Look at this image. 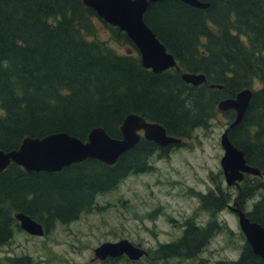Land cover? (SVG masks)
<instances>
[{"label": "trees", "instance_id": "obj_1", "mask_svg": "<svg viewBox=\"0 0 264 264\" xmlns=\"http://www.w3.org/2000/svg\"><path fill=\"white\" fill-rule=\"evenodd\" d=\"M198 1L208 7L163 0L146 10L144 22L180 69L155 74L143 68L126 34L108 26L82 0H0L2 151L17 149L26 137L56 133L84 142L94 128L120 139V126L131 114L186 140L209 126L219 114V102L254 90L241 122L227 129V136L261 176L245 175L234 192L218 183L200 194L198 209L209 219L204 225L185 220L179 239L157 246L155 260L163 262L194 260L215 235L230 234L217 216L233 200L264 228V0ZM101 25L132 53L119 54L91 38ZM181 73L201 74L206 83L192 86ZM223 116L231 124L235 112ZM168 151L141 140L113 166L89 159L58 173H26L11 164L0 173V247L19 228L16 213L50 232L101 210L98 196L130 176L153 172L150 158L166 157ZM7 261L26 264V257ZM217 264L264 261L244 243L237 260Z\"/></svg>", "mask_w": 264, "mask_h": 264}, {"label": "rangeland", "instance_id": "obj_2", "mask_svg": "<svg viewBox=\"0 0 264 264\" xmlns=\"http://www.w3.org/2000/svg\"><path fill=\"white\" fill-rule=\"evenodd\" d=\"M91 38L105 41L119 54L132 53L128 46L115 43L102 25ZM229 123L218 114L207 128L195 130L167 157L152 156L148 162L154 171L130 176L116 189L98 196L96 202L102 208L98 212L83 213L42 238L27 239L26 234H17L9 246L0 247V264L24 254L34 258V264H97L91 262L92 250L101 243L122 239L149 252L137 264H217L237 259L243 240L237 217L228 209L218 214L217 221L230 234L215 235L196 260L170 259L164 263L155 260L154 254L157 246L181 237L185 220L204 225L209 219L208 213L198 209L200 194L218 183L228 188L220 167V138Z\"/></svg>", "mask_w": 264, "mask_h": 264}, {"label": "water", "instance_id": "obj_3", "mask_svg": "<svg viewBox=\"0 0 264 264\" xmlns=\"http://www.w3.org/2000/svg\"><path fill=\"white\" fill-rule=\"evenodd\" d=\"M83 4L94 10L105 23L124 32L134 44L140 61L145 69L161 73L176 68V62L171 54L155 37L144 22V14L150 4L163 0H82ZM191 7L205 9L207 4L197 0H179ZM184 82L198 86L206 82L203 75L182 73ZM212 88L214 86H211ZM252 97L251 90L239 92L235 98L226 99L218 104L220 112L235 111V120L229 128L238 125L248 108ZM121 139L110 138L102 128H94L87 141L82 142L66 133H57L43 138H25L18 149L9 152L0 150V173L10 164H15L27 173H55L75 163L93 159L107 166L114 165L121 155L132 149L141 139L137 133L143 131V138L154 142L160 147L180 144L181 140L166 135L164 128L158 124L148 123L137 115H128L121 127ZM223 157L220 166L227 186H236L245 174L259 176V170L246 165L243 152L236 149L229 141L227 131L221 137ZM235 205V204H234ZM238 217V224L247 244L253 254L264 261V228L256 222H251L246 214L238 208L228 207ZM16 219L20 227L32 235H42V227L30 218L18 214ZM96 256L104 260L106 257L127 256L138 260L146 254L134 247L129 241L104 243L95 250Z\"/></svg>", "mask_w": 264, "mask_h": 264}, {"label": "flooded vegetation", "instance_id": "obj_4", "mask_svg": "<svg viewBox=\"0 0 264 264\" xmlns=\"http://www.w3.org/2000/svg\"><path fill=\"white\" fill-rule=\"evenodd\" d=\"M26 262L27 263L30 262V259L27 256H26ZM91 262H95V261L91 260ZM123 262H124V257H119V258H115V259H110L109 257H107L103 261H98L97 264H124Z\"/></svg>", "mask_w": 264, "mask_h": 264}]
</instances>
